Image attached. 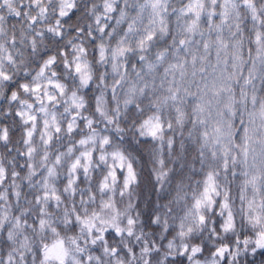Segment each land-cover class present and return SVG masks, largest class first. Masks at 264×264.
Here are the masks:
<instances>
[{"label":"snow or ice","instance_id":"snow-or-ice-1","mask_svg":"<svg viewBox=\"0 0 264 264\" xmlns=\"http://www.w3.org/2000/svg\"><path fill=\"white\" fill-rule=\"evenodd\" d=\"M0 264H264V0H0Z\"/></svg>","mask_w":264,"mask_h":264}]
</instances>
